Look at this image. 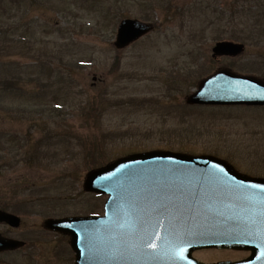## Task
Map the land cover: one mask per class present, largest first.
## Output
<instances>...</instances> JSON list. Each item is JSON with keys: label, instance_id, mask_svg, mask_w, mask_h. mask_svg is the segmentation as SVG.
I'll return each instance as SVG.
<instances>
[{"label": "rangeland", "instance_id": "374dc122", "mask_svg": "<svg viewBox=\"0 0 264 264\" xmlns=\"http://www.w3.org/2000/svg\"><path fill=\"white\" fill-rule=\"evenodd\" d=\"M120 13L156 28L118 51ZM223 41L245 52L214 59ZM253 64L264 65V0H0V208L22 220L0 232L30 241L0 264H73L42 222L101 211L106 197L79 192L88 171L119 157L209 154L263 172L264 109L185 102L219 68L264 78Z\"/></svg>", "mask_w": 264, "mask_h": 264}, {"label": "water", "instance_id": "95a60500", "mask_svg": "<svg viewBox=\"0 0 264 264\" xmlns=\"http://www.w3.org/2000/svg\"><path fill=\"white\" fill-rule=\"evenodd\" d=\"M151 30L150 25L124 20L115 46L123 49ZM243 50L242 45L218 43L213 52L214 57L237 56ZM186 101L264 106V81L220 71L201 81L198 92ZM234 171L211 156L131 155L86 176L85 192L109 196L105 217L48 219L44 227L71 237L76 264H199L191 256L198 248L264 250V186L242 188L244 182ZM166 203L184 204L186 216L176 208L173 218L170 208L155 215L162 210L155 205ZM20 222L0 211V223L17 228ZM149 238L155 248L146 246ZM23 246L0 235V252ZM257 259L264 261V255L225 264H257Z\"/></svg>", "mask_w": 264, "mask_h": 264}, {"label": "flooded vegetation", "instance_id": "af4514ba", "mask_svg": "<svg viewBox=\"0 0 264 264\" xmlns=\"http://www.w3.org/2000/svg\"><path fill=\"white\" fill-rule=\"evenodd\" d=\"M240 175H243V176H247L249 178H252V179H255L253 183H255L254 185H252V188L255 189L257 186L256 184H264V171L263 172H256V171H239L238 172ZM256 173V174H254ZM257 173H262V174H257ZM94 207V209H96V207L94 205H92ZM166 206H171V205H166ZM44 237H49V238H53L57 241H60L61 243H64L68 246V249H69V252L70 254L72 255L71 257H73V260L75 259V256L73 254V252L71 251L70 247H69V238L65 237V236H62V235H58V234H54V233H46L44 235ZM62 251L64 252V249H62ZM208 252H211L213 254V256H218V255H222L221 258H215L216 260H205V259H201L200 257H198V254L199 256H201L202 254L204 253H208ZM224 252L225 250H199V251H196L194 253V257L199 260L200 262L202 263H205V264H216V263H221V262H225L226 259L223 257L224 256ZM243 256L240 257V258H236V259H233L232 261H241V260H245L249 257H251L252 255H264V251L261 252V251H241L240 252ZM217 254V255H216Z\"/></svg>", "mask_w": 264, "mask_h": 264}, {"label": "trees", "instance_id": "16d2710c", "mask_svg": "<svg viewBox=\"0 0 264 264\" xmlns=\"http://www.w3.org/2000/svg\"><path fill=\"white\" fill-rule=\"evenodd\" d=\"M122 15H123V14L120 13V16H122ZM123 17H125V16L123 15ZM257 35H258V32H257V25H253V29H252L251 36H252V37H255V36H257ZM11 87H14V88H15V85H14L13 83H9V82H6V83L4 84V89H5V90L11 89ZM0 92H1V94H0V99L5 98V97H4V91H0ZM0 144L2 145L3 143H0ZM0 161H2L1 158H0ZM0 171H1V169H0Z\"/></svg>", "mask_w": 264, "mask_h": 264}, {"label": "snow or ice", "instance_id": "6c2138e0", "mask_svg": "<svg viewBox=\"0 0 264 264\" xmlns=\"http://www.w3.org/2000/svg\"><path fill=\"white\" fill-rule=\"evenodd\" d=\"M145 243H146L147 247H150V248H155L156 247V245L152 242L151 238H149Z\"/></svg>", "mask_w": 264, "mask_h": 264}]
</instances>
